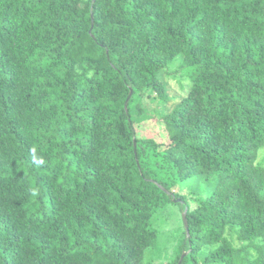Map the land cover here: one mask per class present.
I'll use <instances>...</instances> for the list:
<instances>
[{
	"label": "trees",
	"instance_id": "1",
	"mask_svg": "<svg viewBox=\"0 0 264 264\" xmlns=\"http://www.w3.org/2000/svg\"><path fill=\"white\" fill-rule=\"evenodd\" d=\"M173 198L181 264H264V0H0V264H144Z\"/></svg>",
	"mask_w": 264,
	"mask_h": 264
},
{
	"label": "rangeland",
	"instance_id": "2",
	"mask_svg": "<svg viewBox=\"0 0 264 264\" xmlns=\"http://www.w3.org/2000/svg\"><path fill=\"white\" fill-rule=\"evenodd\" d=\"M180 61L181 59H177L175 64L161 76L167 86V93L169 95L168 102L160 101L153 92L141 97V102L147 113L158 119L173 111L186 96L187 90L189 89L188 77L178 69ZM137 130L140 136L152 135L160 140L166 138L162 130V124L158 122L151 126L139 127ZM214 180L215 178L212 177L196 180L192 178L180 180L174 192L186 196L194 193L205 196L210 195L215 186V183L212 184ZM183 213L184 211H182L180 203H176L174 200L168 201L164 206L154 209L151 227L157 232L158 238L156 244L146 250L144 264H176L177 260L181 259L184 253L188 254V250H184L186 247L187 233L183 224ZM233 241L237 247L240 246L236 237H234ZM249 248L246 246L245 249ZM199 260V264H204L203 256ZM185 264L191 263L187 262Z\"/></svg>",
	"mask_w": 264,
	"mask_h": 264
},
{
	"label": "water",
	"instance_id": "3",
	"mask_svg": "<svg viewBox=\"0 0 264 264\" xmlns=\"http://www.w3.org/2000/svg\"><path fill=\"white\" fill-rule=\"evenodd\" d=\"M93 1L96 2V0H93ZM132 95H133V91L130 92V95H129L127 101H126V104H125L126 108H127V105H128V103H129V101H130ZM135 145H136V144H135ZM173 200H174L175 202H178V203L183 202L182 199H180V198H179V199H175V198H173ZM183 224H184V228H185V231H186V233H187V236L189 237V236H190V231H189V225H188V220H187V209H185V211H184V213H183ZM186 255H187V253H184V255L181 257V259H180V261H179L178 264H181V263H182V261H183V259L185 258Z\"/></svg>",
	"mask_w": 264,
	"mask_h": 264
}]
</instances>
